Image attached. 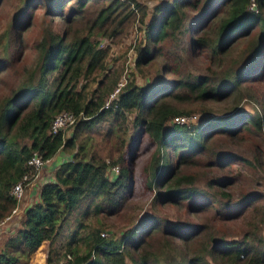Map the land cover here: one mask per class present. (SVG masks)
Instances as JSON below:
<instances>
[{
  "label": "trees",
  "instance_id": "trees-1",
  "mask_svg": "<svg viewBox=\"0 0 264 264\" xmlns=\"http://www.w3.org/2000/svg\"><path fill=\"white\" fill-rule=\"evenodd\" d=\"M30 1L24 0L12 18L14 25L24 18L19 25L20 30L30 24ZM68 2L44 1L45 14L61 16L66 27L60 35L48 26L42 28L40 37L30 48L35 56L34 69L24 74L27 72L25 68H8L4 64L6 46L0 59V74L3 71L2 76L9 74L8 79L14 84L0 97V222L17 204L9 193L12 186L24 175L31 181L35 174L34 168L27 164L33 153L43 161L58 152L69 157L54 172V181L44 183L38 190L37 201L26 209L18 229L5 242L0 264H26V259L48 239L53 230L59 228L63 220L71 216L78 205L99 196V203L109 213L118 204L129 179V171L122 166V157L108 162L96 158L95 154L87 160L81 157L84 148V143L79 142L83 140L81 131L90 130L95 122H117L123 116L133 114L132 126H142L144 133L156 141L155 151L145 170L147 188H154L156 192L165 190L159 195L160 199L171 200V203L180 200L192 209L201 208L205 195L202 203L196 190L188 188L194 179L190 175H175L171 171L172 165L164 156V149L169 148L175 156L174 163L181 165L190 160V156L204 153L206 143L214 132H232L234 135L251 129L260 132L264 128V108L260 96L238 91L240 82L257 79L260 67L264 66V62L260 61L264 57V15L261 14L264 0H254V9L250 7V0H170L159 1L152 6V17L144 27L143 40L135 46L134 66L137 69L157 52L158 55L166 53L179 60L180 53L163 52L161 47L168 40L175 42L178 38L183 42L187 34L190 51L195 54L206 52L207 62L216 65L220 72L213 71L211 76H194L190 80L178 79L173 82L178 89L208 102L230 96L237 97L235 101L238 102L245 98L259 104L260 111L253 114L237 112L234 107L226 116H208L201 126L199 123L190 127L171 123L172 117L185 116L189 111L175 109L171 103L158 99V95L167 89L161 82L144 89L126 81L116 97L104 107L107 96L118 83V75L111 70V65L105 63L108 47L100 45V37L108 38L110 42L122 40L127 34V27L133 23L135 12L138 13L137 20L143 22L145 6L136 0ZM187 10L193 13L188 15ZM208 28L212 30L211 34L206 33ZM189 32H193L190 37ZM253 34L254 38L238 51V61L221 70V55L231 49L239 36ZM173 87L170 85L169 90ZM184 97L186 95H175L178 99ZM62 111L74 116L69 137H64L62 130L54 135L48 133L50 121ZM169 121L171 124H168ZM115 125L121 128L120 123ZM98 126L100 130H105L104 126ZM103 135H108L107 128ZM220 154L215 158L219 163L217 166H221L219 157H228L223 155L225 153ZM109 165L118 169L112 177L107 175ZM211 182L228 184L226 179H211L207 184ZM219 195L226 199L222 203L226 213L218 214L229 218L231 208L235 209L237 203L245 209L255 198L250 195L233 202L228 193L220 191ZM253 208L255 212L256 207ZM259 214L257 221L260 227L256 225L255 229L240 233L237 239L209 236L203 251H197L191 257L182 254L177 245L170 248L171 243L164 236L161 249H150L147 237H155L151 235L156 226V222L151 223L150 217L141 218L135 227L118 236H100V229H91L86 238L88 252L76 264H264V206ZM165 223L163 234L170 232L179 239L186 238L187 242L200 234L196 226ZM208 234L206 231V236ZM212 235L216 236L215 233ZM165 248L169 249L167 256L158 254ZM61 264L72 263L66 260Z\"/></svg>",
  "mask_w": 264,
  "mask_h": 264
},
{
  "label": "rangeland",
  "instance_id": "rangeland-1",
  "mask_svg": "<svg viewBox=\"0 0 264 264\" xmlns=\"http://www.w3.org/2000/svg\"><path fill=\"white\" fill-rule=\"evenodd\" d=\"M44 1H30L31 6L28 8V12L31 13L30 24L20 30L19 25L24 21V18L19 19L15 25L12 24V18L17 14L16 11L23 5L24 0H0V59L3 57V48L6 46L7 55L4 64L8 68H25L27 72L24 74L35 68L34 52L30 48L31 44L40 37L42 28L45 26L50 27L59 35L63 33L66 27L63 18L46 15ZM136 1L145 6L143 22L137 20L138 13L135 12L133 23L127 27V34L122 40L110 42L108 38L102 37L99 40L100 45L108 47L105 63L107 66L111 65V70L118 75V83L131 81L136 86L148 89L151 85L161 82L167 89L158 95L159 100L171 103L175 109L189 111L185 116H196L194 122L186 127L199 123L201 126L203 121L209 117L226 116L234 107H236L235 111L240 113L253 114L260 111L258 103L243 97V100L239 102L235 101L237 97L230 96H222L208 102L199 99L195 94L184 92V89H178L173 84L181 78L190 80L194 76H211L213 71L220 72L216 65H210L207 62L206 52L195 54L190 51L187 46V34H185L183 42L178 41V38L175 42L168 40L161 47L163 52L175 55L180 53L179 60L178 58L173 59L166 53L158 55L159 52H157L151 60L137 69L134 66L135 46L143 40L144 27L152 17V6L159 1L170 0ZM71 2L73 0H69L68 4ZM249 4L252 9L255 8L254 0H250ZM192 13L193 11L187 10L188 15ZM261 14L264 15V8ZM70 25L68 26L70 27ZM209 28L206 29V33L211 34L212 30ZM192 35L193 32H189L188 36ZM254 35L239 36L231 47V51L221 55V70L231 67L235 61H238V51L249 40H252ZM260 61L264 62V57ZM175 62L178 64L175 65ZM175 71L178 73L174 74ZM3 74L4 71L0 74V97L14 86L10 78L8 79L9 74L2 76ZM7 81H10L11 84ZM240 84L242 90L239 88L238 91H241V94L242 91H245L249 95L260 96V103L264 108V66L260 67L257 79L242 81ZM170 85L174 87L169 90ZM175 95H186V97L178 99L175 98ZM132 118L133 114H129L123 116L122 120L119 119L117 122L121 125L120 129L115 125L116 121L95 122L90 130L81 131L83 140L79 141L84 143V148L81 151V157L84 160H87L91 154H95L96 158H101L105 162L113 161L118 156L122 157V166L129 171V179L125 183L126 188L122 191L118 204L111 208L109 213L105 212L102 204L99 203V196L78 205L71 216L63 220L59 228L53 230L48 239L43 241L26 259V264H61L66 260L76 264L79 258L88 252L86 238H88L91 229H100L103 236L109 234L118 236L135 227L143 217H150V221H153L151 223L156 222L151 235L155 237L153 239L147 237L150 249H161L162 242L166 239L171 243L170 248H175L177 245L179 251L186 257L195 255L197 251H203V245L206 247L209 236L237 239L240 237V233L251 231L256 228V225L261 226L257 220L260 218L259 213L264 206V128L260 132L252 129L242 132V134L239 132L240 136L238 133L233 135L232 132H214L206 143L205 152L190 156V160L188 159L181 165L174 163L175 156L169 148L164 149V156L169 158V163L172 165L171 171L173 170L175 175H190L194 179L188 188L196 190L202 198V203L203 194L205 195V202L201 208L192 209L188 208L186 203L179 202L180 200L177 203H171V200L160 199L159 195L165 190L156 192L154 188H147L145 170H147L149 159L155 151L156 141L144 133L142 126H132ZM168 124H171L170 121ZM98 125L104 126L105 130L108 129L106 137L103 135L105 130H100ZM71 129L69 126L62 130L64 137H69ZM220 153H225L223 155H228V157H219L221 166H217L219 163L215 161V158L217 154L221 155ZM57 154L60 155L61 152ZM57 154L54 156V161L62 163L64 158L58 157ZM227 161L229 162L225 165ZM60 165L58 164L57 168ZM50 170L51 168H49ZM49 175L53 177V171L49 172ZM112 176L109 175V177ZM211 179L219 181L226 179L228 184L218 185L212 182L207 184ZM42 180L39 182L38 179L34 180L33 185L37 183L39 185L43 182ZM220 191L228 193L229 199L233 202L243 200L245 196L250 195L255 198L245 209L238 206L239 203H237L235 209L231 208V218L221 217L218 212L226 213L222 208V203L226 199L220 197ZM30 192V186L22 187L21 195L16 201L15 212L11 214L10 211L8 215L10 217L0 222V253H2L7 239L16 232L21 224L26 209L37 201L38 194L31 195ZM253 207H256L255 212H253L255 209ZM165 222L196 226L200 229V234L196 239L188 242L185 241L186 238L179 239L170 232L163 234L162 229L166 225ZM206 231L209 232L207 236ZM262 232L264 235V229ZM214 233L216 236L212 235ZM158 254L167 256L169 249L165 248Z\"/></svg>",
  "mask_w": 264,
  "mask_h": 264
},
{
  "label": "built area",
  "instance_id": "built-area-1",
  "mask_svg": "<svg viewBox=\"0 0 264 264\" xmlns=\"http://www.w3.org/2000/svg\"><path fill=\"white\" fill-rule=\"evenodd\" d=\"M123 84L124 83H117L113 91L107 96V100L104 103L105 108L108 106L109 102L116 97L119 89L122 87ZM195 119H196L195 115H190V116L176 115L172 117L170 121L171 123L188 126L190 123H193ZM73 122H74V116L70 112L62 111L56 114L50 121L48 133L54 135L59 131L65 129L66 127L71 126ZM47 161L48 159L44 161L41 160L40 157L35 153H33L30 156L29 160L27 161V164L32 166L35 170V174L32 176V180L37 176V173L44 168V164ZM117 170H118L117 167H111L109 170V175L110 176L115 175L117 173ZM32 180L29 181L27 176L25 175L22 176L20 181L14 184L9 191L13 199L18 201L22 192V187H24L25 185H29V183L32 182ZM14 212H15V207L11 210V214H13ZM9 217L10 216H7L6 218L8 219ZM100 236H103V234L101 233Z\"/></svg>",
  "mask_w": 264,
  "mask_h": 264
},
{
  "label": "crops",
  "instance_id": "crops-1",
  "mask_svg": "<svg viewBox=\"0 0 264 264\" xmlns=\"http://www.w3.org/2000/svg\"><path fill=\"white\" fill-rule=\"evenodd\" d=\"M57 156L58 157H62V158H64L63 159V162H67L68 160H69V157H67V155H65V154H57ZM58 164H61V163H58V162H55L54 161V157L53 158H50V159H48V161L44 164V168L41 170V171H39L38 173H37V176L32 180V182L28 185V186H30V194L32 195V194H38V190L40 189V187L44 184V183H47V182H53L54 180V172H55V170L57 169V166H58ZM49 168H51V170L49 171ZM51 171H53V177L52 176H50L49 175V172L51 173ZM36 179H38V182L40 181V180H42L43 182V184L42 183H40L39 185H38V183L37 184H34L33 185V181L34 180H36ZM38 189V190H37Z\"/></svg>",
  "mask_w": 264,
  "mask_h": 264
}]
</instances>
